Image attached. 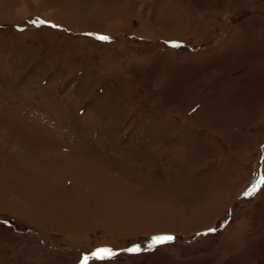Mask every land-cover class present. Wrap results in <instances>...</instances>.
Returning a JSON list of instances; mask_svg holds the SVG:
<instances>
[{
	"label": "rangeland",
	"instance_id": "obj_1",
	"mask_svg": "<svg viewBox=\"0 0 264 264\" xmlns=\"http://www.w3.org/2000/svg\"><path fill=\"white\" fill-rule=\"evenodd\" d=\"M0 264H264V0H0Z\"/></svg>",
	"mask_w": 264,
	"mask_h": 264
},
{
	"label": "snow or ice",
	"instance_id": "obj_2",
	"mask_svg": "<svg viewBox=\"0 0 264 264\" xmlns=\"http://www.w3.org/2000/svg\"><path fill=\"white\" fill-rule=\"evenodd\" d=\"M101 39H107V37H100ZM256 189H253V191H255ZM251 194V193H249ZM173 237L171 236H166V237H157L153 240V243H156V244H160V243H164L166 241H169V240H172ZM130 251H139L138 248H135V249H131ZM112 253L107 250V249H102L101 252L98 254V255H103V256H107V255H111Z\"/></svg>",
	"mask_w": 264,
	"mask_h": 264
}]
</instances>
